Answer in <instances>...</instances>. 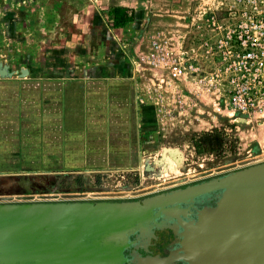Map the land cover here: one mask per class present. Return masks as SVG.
<instances>
[{"label": "crops", "instance_id": "crops-1", "mask_svg": "<svg viewBox=\"0 0 264 264\" xmlns=\"http://www.w3.org/2000/svg\"><path fill=\"white\" fill-rule=\"evenodd\" d=\"M96 2L105 11L126 8L133 20L112 27L96 48L86 45L84 52H63L43 63L22 56L19 66L6 65L13 74L0 78V176L133 169L142 153H151L160 111L156 92L167 84L158 58L178 49V23L158 0ZM70 26L77 34L76 18Z\"/></svg>", "mask_w": 264, "mask_h": 264}, {"label": "water", "instance_id": "water-1", "mask_svg": "<svg viewBox=\"0 0 264 264\" xmlns=\"http://www.w3.org/2000/svg\"><path fill=\"white\" fill-rule=\"evenodd\" d=\"M12 74L0 63V78ZM166 155L181 162L162 148L152 165ZM166 222L182 264H264V162L134 200L0 204V264H125L138 237Z\"/></svg>", "mask_w": 264, "mask_h": 264}, {"label": "rangeland", "instance_id": "rangeland-1", "mask_svg": "<svg viewBox=\"0 0 264 264\" xmlns=\"http://www.w3.org/2000/svg\"><path fill=\"white\" fill-rule=\"evenodd\" d=\"M188 1L158 0L168 4L164 15L181 13ZM105 12L102 5L87 0H0V63L17 67L22 63V56H27L30 62L43 63L59 58L63 52H84L86 45L96 48L100 38L112 32ZM82 17H86V24ZM74 18L77 20L75 35L70 33ZM38 33L43 38L34 39L31 35ZM80 57L78 60L86 61ZM89 61L96 60L89 58ZM161 71L163 74L164 67ZM181 93L167 84L157 90L156 106L160 111L154 122L157 128L151 153H142V163L137 168L47 176H18L15 174L20 173L14 171V176H0V204L132 200L264 162V120L232 123L215 115L212 102L201 92L188 89L184 97ZM204 132H217L221 148L210 154H195L191 141ZM162 148L177 149L181 153L178 166L170 158L174 172L163 173L164 163L152 165L160 158ZM145 163L153 166L151 172H144Z\"/></svg>", "mask_w": 264, "mask_h": 264}, {"label": "built area", "instance_id": "built-area-1", "mask_svg": "<svg viewBox=\"0 0 264 264\" xmlns=\"http://www.w3.org/2000/svg\"><path fill=\"white\" fill-rule=\"evenodd\" d=\"M167 16L179 28L176 52L158 58L167 86L201 92L232 123L264 120V0H190Z\"/></svg>", "mask_w": 264, "mask_h": 264}, {"label": "flooded vegetation", "instance_id": "flooded-vegetation-1", "mask_svg": "<svg viewBox=\"0 0 264 264\" xmlns=\"http://www.w3.org/2000/svg\"><path fill=\"white\" fill-rule=\"evenodd\" d=\"M178 242L177 229L173 225L166 222L156 226L138 237L132 253L126 255L125 264H182L175 253Z\"/></svg>", "mask_w": 264, "mask_h": 264}, {"label": "trees", "instance_id": "trees-1", "mask_svg": "<svg viewBox=\"0 0 264 264\" xmlns=\"http://www.w3.org/2000/svg\"><path fill=\"white\" fill-rule=\"evenodd\" d=\"M106 16L113 28L124 27L133 20V12L126 8L113 6L107 9ZM195 154L212 153L221 148V141L217 132H204L191 141Z\"/></svg>", "mask_w": 264, "mask_h": 264}, {"label": "bare ground", "instance_id": "bare-ground-1", "mask_svg": "<svg viewBox=\"0 0 264 264\" xmlns=\"http://www.w3.org/2000/svg\"><path fill=\"white\" fill-rule=\"evenodd\" d=\"M167 158H169V160H170V166L169 167H168L167 161H166ZM170 158L172 160H174V162L176 164L175 158H172L171 156H168V155L164 156V158L162 160V164L164 163V167H162L163 173H171V172H174L175 171V166L173 165V161Z\"/></svg>", "mask_w": 264, "mask_h": 264}]
</instances>
